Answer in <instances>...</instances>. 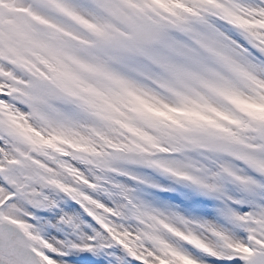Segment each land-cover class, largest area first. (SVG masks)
I'll list each match as a JSON object with an SVG mask.
<instances>
[{"label":"snow or ice","instance_id":"6c2138e0","mask_svg":"<svg viewBox=\"0 0 264 264\" xmlns=\"http://www.w3.org/2000/svg\"><path fill=\"white\" fill-rule=\"evenodd\" d=\"M0 264H264V0H0Z\"/></svg>","mask_w":264,"mask_h":264}]
</instances>
